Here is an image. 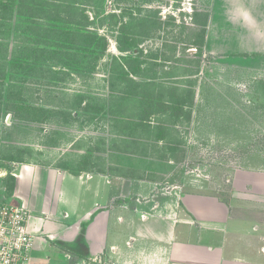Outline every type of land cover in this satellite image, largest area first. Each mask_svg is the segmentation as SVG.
<instances>
[{"label": "rangeland", "instance_id": "1", "mask_svg": "<svg viewBox=\"0 0 264 264\" xmlns=\"http://www.w3.org/2000/svg\"><path fill=\"white\" fill-rule=\"evenodd\" d=\"M43 2L34 25L72 30L69 54L27 58L21 50L33 46L29 38H41L40 30L21 34L15 6L0 17L1 201L11 202L13 168L32 162L112 178L146 176L155 193L213 196L228 194L236 170L264 169V57L211 53L204 41H189L210 0H80L87 15L81 23L56 18L59 0ZM81 35L103 36L105 50L87 46ZM118 38L122 46L132 43V52L119 50ZM42 40L61 43L50 34ZM121 56L138 60L137 73L125 72L127 62L121 71ZM11 89L53 114L20 120L6 106ZM54 257L57 264L76 259L66 248Z\"/></svg>", "mask_w": 264, "mask_h": 264}, {"label": "crops", "instance_id": "2", "mask_svg": "<svg viewBox=\"0 0 264 264\" xmlns=\"http://www.w3.org/2000/svg\"><path fill=\"white\" fill-rule=\"evenodd\" d=\"M207 11V52L264 57V0H210ZM83 172L13 168L10 199L30 210L36 236L31 264L75 246L73 264H264V169L236 170L224 196Z\"/></svg>", "mask_w": 264, "mask_h": 264}, {"label": "trees", "instance_id": "3", "mask_svg": "<svg viewBox=\"0 0 264 264\" xmlns=\"http://www.w3.org/2000/svg\"><path fill=\"white\" fill-rule=\"evenodd\" d=\"M79 1L80 0H59V2L57 3L55 10H52L53 14L56 15L57 19H66L68 20L69 18L75 19L76 21H79L78 23H81V21L86 20L87 15H86V11L85 9H82L79 6ZM43 0H0V17H5L6 15H8L12 9L16 8L17 12H19V14H21L23 16V19L20 20L22 22H24V24L20 25V32L21 34H25L27 36V38L29 37V33H31L33 31V27L36 28V26L34 25L35 21H38L41 18H37L36 20L33 19V15L35 14V11L38 9V7L40 8V10H42L41 7H43ZM53 5V4H51ZM19 9H18V8ZM42 16V15H41ZM39 16V17H41ZM56 20V19H55ZM207 20V16L204 15V20L203 22L200 23L201 29L197 32H193L191 31V35H188V39L189 41H191V39L193 37H196L199 39V43L197 44L199 47H201L200 43H203L204 41V33H205V23ZM71 20H69L67 22V24H71ZM8 27L10 28V25H8ZM79 28V27H78ZM9 30V29H8ZM36 30H40V34L39 36L41 38H37V36H34L33 39L29 38V41L33 42V46H26V48H23L21 51L25 52V56L28 58L29 55L34 56V54L36 56H39L41 59L44 58V56L46 54L49 53V55L53 54V53H58V54H69L66 52L67 49L71 48V43L67 42L68 39L70 38V34L72 36V34L74 33L72 30L70 29H64L63 27L60 29H46V28H36ZM58 30V32L55 33V36L52 35V32ZM193 30V29H192ZM50 34V40H52L53 38L60 40V44L59 43H55V42H47V41H43L42 39L44 37L47 38V36ZM194 34V35H193ZM199 36H197V35ZM75 35H73L72 37H74ZM80 41L84 42L85 44H87V46H89L91 43H93L95 46L97 45H101V49H103V51L106 48V39L103 36H92V35H81L80 36ZM42 40V42H44V46H42L41 44L39 45V42ZM36 42V44H35ZM121 39L118 38L117 39V43H118V49L121 51H131L133 50L134 47L131 46V44L129 45H125L122 46L123 43H121ZM195 43V42H194ZM56 47H62L63 49L60 50H56ZM65 49V50H64ZM80 53L83 54V50H80ZM6 54V51H4ZM91 53H96L94 50ZM29 54V55H27ZM120 60H124V63H121L122 67H121V71L124 72V68L123 65L127 62L128 63V58H125L123 56L119 57ZM135 58L131 59L132 64L128 63V66H126L127 70H125V72H129L132 71L134 74L137 73L136 72V68L140 66V64L138 63V60H134ZM3 69V67H2ZM5 72L3 70V73L0 72L1 78H0V84H4V77H5ZM9 90V89H8ZM11 92V93H10ZM6 106L8 109L12 110L14 112V115L17 116L20 120L23 121H36V122H43L44 120H46L48 117H50L53 112L52 110L46 109V108H42L40 106H31L26 104V100L23 98V94L21 93V90H12L9 91V96H8V101L6 102ZM83 238V230L80 232L79 236L77 237V242L79 243ZM70 251V253L73 254H79V249L78 246L73 247H68L66 248Z\"/></svg>", "mask_w": 264, "mask_h": 264}, {"label": "built area", "instance_id": "4", "mask_svg": "<svg viewBox=\"0 0 264 264\" xmlns=\"http://www.w3.org/2000/svg\"><path fill=\"white\" fill-rule=\"evenodd\" d=\"M30 217L24 204L0 200V264H31L36 236Z\"/></svg>", "mask_w": 264, "mask_h": 264}]
</instances>
